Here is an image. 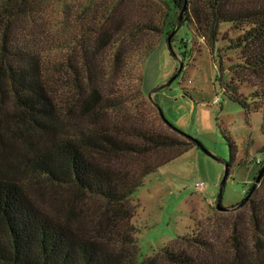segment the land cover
<instances>
[{
  "label": "rangeland",
  "instance_id": "1",
  "mask_svg": "<svg viewBox=\"0 0 264 264\" xmlns=\"http://www.w3.org/2000/svg\"><path fill=\"white\" fill-rule=\"evenodd\" d=\"M68 1L77 5L82 0ZM130 1L132 5L126 6L128 9L124 16L127 22L138 19L165 21L169 8L164 2ZM62 4L60 0L50 1L46 16L50 19L46 27L47 36L37 46L43 49L45 63L48 64L47 82L62 103L59 122L50 132L16 123L12 99L9 95L2 97L0 177L22 184L40 207L73 225L84 235L104 240L110 237L108 241L112 244L119 242L116 230H128L137 243L125 244L128 250L139 248V263L149 256L160 255L162 264H169L162 253L163 247L170 245L178 251L188 248L197 258L207 259L208 264H264V237L258 233L264 226L259 229L256 226L252 204L231 210H220L216 206L227 165H230V173L224 186L223 204L232 206L246 197L264 162L263 108H252L248 113L241 101L224 91L225 84L231 81L238 86L240 94L249 97L252 106L250 95L255 91L254 84L264 86L262 73L243 68L242 50L230 47L229 38H236L248 25L223 22L215 49L197 34L193 22H183L178 28L173 47L181 55L185 52L182 56L183 70L154 97L166 118L198 142L145 177L144 184L124 203L123 208L129 213L123 214V221L115 228L110 219L114 206L70 185L49 181L30 167L29 160L38 148L94 127L121 130V134L135 142L141 141L137 131L133 130L135 127L176 135L161 117L149 93L175 74L179 67L180 61L170 50L167 34L178 22L180 10L171 6V14L161 31L148 29L127 44L109 43L99 47L94 37L89 38L91 52L88 61L93 79L83 75L85 92L89 94L97 87L104 98L114 97L117 92L127 95L123 105L91 118L81 114L77 104L74 110H68L67 97L76 98L79 88L72 83L75 73L62 63L67 49L54 47L50 42L63 37ZM150 42L158 43L142 64L138 57L139 49ZM141 71L142 91L134 94L132 88ZM217 97L219 101L215 102ZM263 104L259 101L257 106L264 107ZM180 150L181 146L176 145L146 153L97 158L124 168L147 170ZM198 181L204 182L202 189L196 187ZM259 188L264 198V178ZM199 234L205 237L207 247L199 248L195 242L191 246L182 240L176 242L178 236L196 237ZM115 246L125 247L122 242Z\"/></svg>",
  "mask_w": 264,
  "mask_h": 264
},
{
  "label": "trees",
  "instance_id": "2",
  "mask_svg": "<svg viewBox=\"0 0 264 264\" xmlns=\"http://www.w3.org/2000/svg\"><path fill=\"white\" fill-rule=\"evenodd\" d=\"M50 1L0 0V99L9 95L16 109L13 120L41 132L55 129L63 108L58 94L47 82L48 64L45 63L43 49L37 47L47 36L46 27L50 19L46 16ZM60 1H63V37L50 42L54 47L67 49L62 63L75 73L72 83L79 88V93L76 98L67 97L69 111L74 110L77 104L81 114L97 118L127 101V95L122 92L105 98L97 87L89 94L85 92L83 75L93 79L88 61L91 52L89 38L94 37L99 47L109 43L123 45L148 29L161 31L171 14V6L181 12L186 5L184 22H193L197 34L214 49L223 22L233 25L246 23L248 27L242 28L240 35L229 38L230 47L242 50L244 69L262 73L264 77V0H157L169 8L165 21L159 23L140 19L127 22L124 16L130 0H82L77 5L68 0ZM157 43L150 42L139 49L138 57L142 64ZM136 79L132 88L134 94L142 91V71ZM254 86L255 91L250 95L252 106L249 97L240 94L238 86L231 81L225 84L224 91L241 101L248 113L252 108L264 110V107L257 106L259 101L264 103V86ZM163 120L176 135L135 127L133 130L141 139L135 142L118 129L105 126L89 128L76 135L58 138L45 148H38L30 157V167L53 183L70 185L114 206L110 219L116 228L123 221V214L129 213L124 210V203L144 184L145 177L198 142L170 121ZM176 145L181 146L180 151L147 170L124 168L97 158L146 153ZM228 168L230 173V165ZM263 178L264 174L247 201L240 205L252 204L258 229L264 226V198L259 188ZM115 233L125 247L115 246L119 242L111 244L108 236L104 240L80 233L73 225L40 207L22 184L0 177V264H162L160 255L149 256L139 263V248L134 251L126 246L127 243L136 245V238L128 230H116ZM258 233L264 237V227ZM176 239V242H189V246L194 242L199 248L208 246L202 234L196 237L183 235ZM162 254L169 264H208L207 259L197 258L188 248L178 251L165 245Z\"/></svg>",
  "mask_w": 264,
  "mask_h": 264
},
{
  "label": "water",
  "instance_id": "3",
  "mask_svg": "<svg viewBox=\"0 0 264 264\" xmlns=\"http://www.w3.org/2000/svg\"><path fill=\"white\" fill-rule=\"evenodd\" d=\"M186 10V5L183 7V9L180 12L179 18H178V22L176 23V25L174 26V28L171 30V32L168 34V43H169V47L171 52L179 59L180 64L179 67L177 69V71L175 72V74H173L168 80H166L165 82H163L162 84H160L159 86H157L156 88H154L150 93L149 96L150 98L156 103L155 97L154 95L161 90L162 88L166 87L167 85H170L176 78L177 76H179V74L181 73L183 67H184V60L182 58V55L180 53H178L177 51H175L174 47H173V39H174V35L177 32L178 28L183 24L184 22V12ZM157 104V103H156ZM160 114L161 116L165 119L168 120L163 112V109L157 104ZM169 121V120H168ZM264 174V162L262 165V168L257 176V178L255 179L251 189L248 191V194L246 195V197L244 198V200L242 202H240V204L237 205H232V206H225L223 204V191H224V186L227 180V177L229 175V168L227 165V169H226V174L220 184V189H219V194L217 197V201H216V206L218 209L220 210H231V209H235L236 207H239L240 205L244 204L247 199L249 198V196L251 195L252 191L255 189V187L258 185V183L261 181V178Z\"/></svg>",
  "mask_w": 264,
  "mask_h": 264
},
{
  "label": "built area",
  "instance_id": "4",
  "mask_svg": "<svg viewBox=\"0 0 264 264\" xmlns=\"http://www.w3.org/2000/svg\"><path fill=\"white\" fill-rule=\"evenodd\" d=\"M218 101H219V97H217V98L215 99V102H218ZM258 162L261 163V160H258ZM196 187H197L198 189H202V188L204 187V182L198 181V182L196 183Z\"/></svg>",
  "mask_w": 264,
  "mask_h": 264
}]
</instances>
